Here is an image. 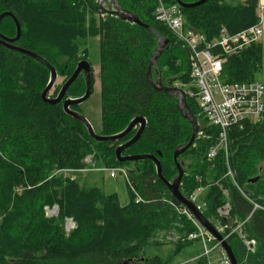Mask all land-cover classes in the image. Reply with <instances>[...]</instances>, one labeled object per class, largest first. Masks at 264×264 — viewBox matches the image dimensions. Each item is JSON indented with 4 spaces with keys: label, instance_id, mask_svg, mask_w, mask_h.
I'll return each mask as SVG.
<instances>
[{
    "label": "trees",
    "instance_id": "obj_1",
    "mask_svg": "<svg viewBox=\"0 0 264 264\" xmlns=\"http://www.w3.org/2000/svg\"><path fill=\"white\" fill-rule=\"evenodd\" d=\"M180 1L190 4L200 0ZM164 2L177 4L175 0ZM118 3L170 40L158 60L164 86H190L188 51L167 27L156 22L157 0ZM258 7L259 0H209L196 8L181 9L186 30L204 35L211 42L219 37L223 27L236 34L257 25ZM5 13L12 14L21 25V37L14 45L50 63L63 82L81 60H88V50L80 52L81 47L89 38H98L101 135L121 133L134 118L143 117L146 128L124 155H153L160 161L166 180L177 176L173 155L189 143L192 127L179 112L176 100L166 92L155 91L147 82L150 58L158 43L151 30L102 10L95 0H0V16ZM103 14L104 19L98 18ZM16 35L14 20L1 19L0 36L14 39ZM262 63V46L251 45L228 59L223 79L226 83L254 82V75L262 71ZM49 79L50 72L43 64L0 45V264H173L170 258H147L146 247L163 245L157 239L160 233L176 232L189 238L197 226L179 213L183 205L158 178L152 161L133 163L134 170L128 173L127 206H121L117 194L108 195L100 187L90 185L88 175L83 182L81 175L73 181L63 175L51 177L57 170L86 168L88 156L107 170L125 167L130 163L118 162L115 151L135 131L120 141H95L79 120L63 111L62 103L50 105L42 100ZM59 91L49 97L55 98ZM84 91V80L76 79L64 99L82 97ZM187 101L200 124L201 136L205 137H198L179 157L185 164L180 190L189 200L201 190L198 204L203 205L202 214L213 225L224 224L218 210L229 203L232 218L246 222L243 233L247 240L257 244L250 252L238 234L227 239L238 264H264V210L253 213L252 204L238 189L246 187L253 192L254 200L264 195V114L257 123L230 130L228 161L237 187L227 176L224 151H219L215 159H208L209 151L217 144L219 129L208 123L195 99ZM72 109L77 111L78 107ZM256 178V183L250 182ZM20 185L30 189L16 194L15 188ZM137 197L141 198L138 204ZM53 205L59 207L57 219L45 216L44 208ZM66 218H72L77 225L69 237L64 232ZM186 241L190 240L174 243L176 249L198 242ZM184 264L209 263L199 257Z\"/></svg>",
    "mask_w": 264,
    "mask_h": 264
},
{
    "label": "built area",
    "instance_id": "obj_2",
    "mask_svg": "<svg viewBox=\"0 0 264 264\" xmlns=\"http://www.w3.org/2000/svg\"><path fill=\"white\" fill-rule=\"evenodd\" d=\"M103 2H105L104 8L106 11H114L111 0H95V3L100 7ZM157 2L155 11L156 22L167 27L189 54L192 84L186 86L189 87L185 91L187 99H195L208 123L219 129L217 144L209 151L208 159L213 160L219 151H224L227 159V176L238 187L234 172L230 168L228 161L230 130L234 127L242 130L246 124L257 123L262 120L264 114V85L256 81L250 83H226L223 79V71L229 58L239 55L251 45L260 43L263 35L261 22L259 20L257 25L236 34H231L227 28L223 27L220 30L219 37L209 42L204 35L186 30L184 15L178 4L167 5L164 0H157ZM101 16L104 18L106 14ZM200 135H202V132H199L197 138ZM104 170L109 171L111 177H115L116 172L120 171L117 169ZM238 189L241 192L243 191L240 187ZM200 192L201 190H198L192 195L190 201L202 213L203 205L198 204ZM242 194L252 204L253 213L257 210H262L248 195L243 192ZM140 202L141 198L137 197L136 203ZM179 213L191 218L197 226V231L191 233L188 239L203 243L204 253L200 257L206 258L209 263V256L217 249L222 250L220 244L216 242L213 248H208L206 242L212 236L200 225L186 207L181 209ZM231 213V205L227 203L218 210V217L224 224H211L226 240L230 236L238 234L244 241L248 251L253 252L254 241H248L246 236L242 235L243 226L246 222L235 221ZM250 217L251 215L248 219ZM75 228L74 220L68 218L66 220V231L71 232ZM223 254L225 258L221 261V264H230L225 253Z\"/></svg>",
    "mask_w": 264,
    "mask_h": 264
},
{
    "label": "water",
    "instance_id": "obj_3",
    "mask_svg": "<svg viewBox=\"0 0 264 264\" xmlns=\"http://www.w3.org/2000/svg\"><path fill=\"white\" fill-rule=\"evenodd\" d=\"M112 5L114 8V11H111L110 13L114 14L115 16L119 17L121 20L130 22L132 24L138 25L144 29L151 30L153 34L157 37L158 43L157 47L155 49L154 54L150 58L149 62V67L147 71V82L153 87V89L157 92H166L169 95H171L177 103L179 112L183 115L185 120L191 125L192 127V135L189 143L183 147L179 148L174 152L173 155V160L174 164L176 167V170L178 172L177 176L172 180L168 181L163 177L162 174V166L160 161L158 160L157 157L149 154L145 155H135V156H124L123 152L137 143L145 128L147 121L141 116H138L134 118L127 128L122 131L121 133H118L116 135L112 136H103V135H97L90 123L86 120V118L78 111L73 110L72 107H78L82 103L86 102L87 100L90 99L92 96L93 92V84H92V67L91 64L83 60L77 64V67L72 74V76L66 81V83L62 86L60 89L58 95L56 98H50L49 94L53 90L57 79H58V74L56 69L48 63L46 60L41 58L40 56L24 50L22 48H19L15 46L14 44L20 39L21 37V25L18 22V20L10 13H5L0 16V20L6 17H11L17 28V35L14 39H8L6 37L0 36V45L4 46L5 48L27 55L39 63L43 64L50 72V79L47 87L42 93V100L45 103H48L50 105H58L63 102V111L70 117L79 120L87 129L90 137H92L95 141L100 142V143H109V142H116L124 139L126 136H128L134 129H137L135 135L128 140L127 142L123 143L122 145L118 146L115 151L116 159L120 163H134V162H140V161H145V160H150L152 163L155 165L156 168V173L158 178L165 184L167 187L168 191L172 194L174 199L179 202L181 205L186 207L195 217V219L201 224V226L212 236L213 240L216 241L217 243L220 244L222 250L224 251L227 259L229 260L230 264H238L237 259L228 244L227 240L215 229V227L204 217L202 213H200L196 206L194 205L193 202H191L188 198H186L181 190L180 187L182 185V181L185 175V170H184V163L179 161V157L184 155L195 143L197 136L200 132V124L198 120L196 119V116L193 114L191 111L188 101H187V94L186 92L179 88V87H166L164 86L163 82L161 81V78L158 73V60L163 54V52L169 47L170 45V40L164 38L162 35H160L154 28L143 24L137 15L128 12L124 10L118 3V0H111ZM176 3L182 8V9H191V8H196L199 6L204 5L207 3L209 0H200L195 3H190V4H185L181 2L180 0H175ZM105 2L102 3L101 9L105 10L104 8ZM83 72L85 76V82H86V92L82 97L71 99V98H65V95L69 89V87L76 81L80 73ZM259 178L253 179L250 182L251 183H256ZM125 264H128L126 262Z\"/></svg>",
    "mask_w": 264,
    "mask_h": 264
},
{
    "label": "rangeland",
    "instance_id": "obj_4",
    "mask_svg": "<svg viewBox=\"0 0 264 264\" xmlns=\"http://www.w3.org/2000/svg\"><path fill=\"white\" fill-rule=\"evenodd\" d=\"M230 1V0H229ZM245 0H231L232 3H243ZM112 9V8H111ZM98 18L104 19L101 15ZM185 23V19H184ZM86 46L81 47L80 52L84 51L85 49L88 50V60L91 64L93 70V93L89 100L82 103L78 106L77 111L80 112L86 120L92 126L94 132L97 135L102 134V87H101V80H100V50H99V39L98 38H89L86 41ZM85 60V59H83ZM81 60V61H83ZM254 79L256 82L263 83L261 73L258 72L254 75ZM62 78H58L57 82L54 86V89L50 92V97L54 96L57 93V89L61 88L62 85ZM62 82V83H61ZM176 85H179L177 83ZM178 87V86H176ZM184 91L188 90L189 87H179ZM86 92V91H84ZM83 92V93H84ZM85 94V93H84ZM71 99H75L76 97H68ZM202 120L200 119V123ZM205 137V136H199ZM209 138V137H207ZM230 149V145H229ZM85 163L88 164L86 168L81 170H57L51 174V177H60L63 175L64 179L70 178L72 181L77 179L79 175H81V181L85 179L86 175H88V183L90 185H95L100 187L106 194H117L119 198V202L121 206H127L130 202L129 191H128V184L130 182L128 173L134 170L133 163L126 165L125 167L117 168L116 176L111 177L109 171H104L106 169L101 162L94 161L93 156H88L85 160ZM125 172V173H124ZM126 174V175H125ZM128 182V184H127ZM130 187L132 184L130 183ZM26 189H30L29 186L20 185L15 188L16 194H22ZM243 193L248 195L254 203L258 204L262 210H264V195H259L257 200L252 198L253 192H248L246 187H243ZM245 191V192H244ZM226 194V192H224ZM45 216L50 219H57L59 216V207L57 205L53 206H46L44 208ZM64 221V232L65 236L69 237L71 232L77 228L73 229L71 232L66 231V220ZM72 219V218H70ZM75 222V221H74ZM216 224V223H215ZM204 231V230H203ZM166 235V236H165ZM242 235H245L244 233ZM246 236V235H245ZM157 239L163 244L160 246L150 245L147 246L145 249V254L147 258H153L159 256L161 258H170L173 260V264H184L188 262H195L200 256L204 253V245L201 241L198 242H191L192 244L182 248L181 250H177L174 243L178 241H184L185 235L182 236L176 232H171L169 234H159L157 235ZM166 241V242H162ZM187 242V241H186ZM190 244V241L187 242ZM208 248L214 247V242L212 241V237L206 242ZM257 244L254 241V250L256 249ZM223 250L217 249L209 256V263L211 264H221V261L224 260L225 256L223 254Z\"/></svg>",
    "mask_w": 264,
    "mask_h": 264
},
{
    "label": "crops",
    "instance_id": "obj_5",
    "mask_svg": "<svg viewBox=\"0 0 264 264\" xmlns=\"http://www.w3.org/2000/svg\"><path fill=\"white\" fill-rule=\"evenodd\" d=\"M257 14H258L259 20L263 28V35L260 40V45L262 46V50H263V63H262L261 77L263 80L262 84L264 85V0H259V7L257 9Z\"/></svg>",
    "mask_w": 264,
    "mask_h": 264
},
{
    "label": "flooded vegetation",
    "instance_id": "obj_6",
    "mask_svg": "<svg viewBox=\"0 0 264 264\" xmlns=\"http://www.w3.org/2000/svg\"><path fill=\"white\" fill-rule=\"evenodd\" d=\"M80 62H81V61H80ZM76 67H77V66H76ZM75 69H76V68H75ZM74 71H75V70H74ZM73 73H74V72H73ZM71 76H72V75H71ZM71 76H70V77H71ZM70 77H68V78L66 79V81H67ZM58 78H61V77L58 76ZM79 78L84 80V83H85V91H86V82H85V76H84V73H83V72L80 73V75L78 76L77 79H79ZM91 78H92V84H93V83H94L93 70H92ZM66 81L63 82V80H62L63 83L61 82V83H62L61 88H62V86L66 83ZM61 88H60V89H61ZM92 93H93V92H92ZM55 98H56V97H55ZM62 104H63V102H62ZM137 129H138V127H137L136 129H134L135 133H136ZM100 135H101V134H100ZM134 135H135V134H134ZM123 155H124V152H123ZM124 156H126V155H124Z\"/></svg>",
    "mask_w": 264,
    "mask_h": 264
},
{
    "label": "bare ground",
    "instance_id": "obj_7",
    "mask_svg": "<svg viewBox=\"0 0 264 264\" xmlns=\"http://www.w3.org/2000/svg\"><path fill=\"white\" fill-rule=\"evenodd\" d=\"M130 137V136H129ZM178 214V213H177Z\"/></svg>",
    "mask_w": 264,
    "mask_h": 264
}]
</instances>
